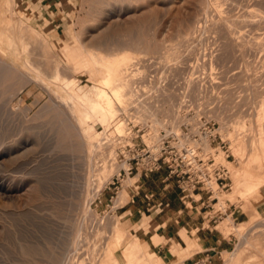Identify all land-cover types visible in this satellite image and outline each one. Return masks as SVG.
<instances>
[{"label":"rangeland","instance_id":"obj_1","mask_svg":"<svg viewBox=\"0 0 264 264\" xmlns=\"http://www.w3.org/2000/svg\"><path fill=\"white\" fill-rule=\"evenodd\" d=\"M11 2L0 0V264H107L111 254L127 264L130 244L146 243L120 208L145 182L180 193L165 166L145 177L161 139L229 170V187L209 188L211 227L234 239L222 264H264V160L254 155L264 145V0H73L41 20ZM128 35L149 43L128 45ZM125 51L128 87L109 89L116 115L85 122L90 105L66 81L91 89L103 67L84 68L81 54ZM20 73L38 84L25 87Z\"/></svg>","mask_w":264,"mask_h":264},{"label":"crops","instance_id":"obj_2","mask_svg":"<svg viewBox=\"0 0 264 264\" xmlns=\"http://www.w3.org/2000/svg\"><path fill=\"white\" fill-rule=\"evenodd\" d=\"M72 1L21 0L28 15L40 20L61 14L60 6L69 7ZM139 188L140 192L120 208L130 234L146 243L165 264H222V256L231 249L234 239L211 227L216 221L209 217V198L203 200V195H208L206 191L196 190L187 202L181 191L172 189L158 195L147 182ZM146 218H153L158 227L146 229Z\"/></svg>","mask_w":264,"mask_h":264},{"label":"bare ground","instance_id":"obj_3","mask_svg":"<svg viewBox=\"0 0 264 264\" xmlns=\"http://www.w3.org/2000/svg\"><path fill=\"white\" fill-rule=\"evenodd\" d=\"M206 1V0H205ZM11 0H10V4H11ZM128 3V1H127ZM246 4V3H245ZM110 5V4H109ZM244 5V4H243ZM247 5V4H246ZM98 6V5H97ZM129 6V5H128ZM110 7V6H109ZM123 8V7H122ZM139 8V7H138ZM257 8V7H256ZM12 9V8H11ZM105 9V8H104ZM112 8H110L111 10ZM179 9V8H178ZM108 10V9H107ZM108 11L109 14L107 13H100L101 16H106L105 18H113L114 16L112 15V12L111 11ZM210 10V9H209ZM247 10V9H245ZM12 11V10H11ZM103 12L105 10H102ZM113 11V9H112ZM211 11V10H210ZM251 11V10H250ZM114 13V12H113ZM204 14V13H203ZM205 15V14H204ZM260 15V14H259ZM117 16V15H116ZM263 16V15H262ZM104 19V18H102ZM249 21V20H248ZM144 23V22H143ZM12 24V23H11ZM142 25V24H141ZM264 26V25H263ZM100 27V26H99ZM98 27V28H99ZM104 27V26H102ZM144 27V26H143ZM14 29V28H13ZM12 30V29H11ZM13 31V30H12ZM11 31V32H12ZM16 32V31H15ZM7 33V32H6ZM36 33V31L34 32ZM104 33V32H103ZM128 33V32H127ZM114 34V33H113ZM143 35H145L143 33ZM141 35V36H143ZM98 37V36H97ZM127 38V41L126 43L129 45V44H133L136 46H141V47H147V45L145 44H148L146 43V41L144 40L145 36L143 37H140L137 39V40H134L133 39H129L128 40V36H125ZM15 38V37H14ZM95 38V37H94ZM96 39V38H95ZM104 39V38H103ZM146 39V38H145ZM17 42V41H16ZM106 42V41H105ZM96 43L100 46H104L106 45V43L103 42L101 36L96 39ZM142 43V45H141ZM143 43L145 46H143ZM124 44V43H123ZM140 44V45H138ZM150 45V44H149ZM157 45V44H156ZM135 47V46H134ZM157 47V46H156ZM138 50V49H137ZM134 51V53L136 52V54L139 52ZM140 51V49H139ZM142 51V50H141ZM41 52V51H40ZM143 52V51H142ZM150 52V51H149ZM148 52V53H149ZM46 53V52H45ZM147 53V52H145ZM131 53L130 52H123V54H118L116 56H110L111 58H109V56L107 57H102V55H99V53H91L90 54V59L88 56H86L85 54H81L82 55V58H83V62H84V68L85 67H88V68H91L93 69L94 67H103V68H99V75L101 74L103 77L99 80H97V83L94 87H92L91 89H85V88H79V85L78 83L74 80V81H66V84L67 86H69L70 88H73L74 90L77 91V97L80 101H83L85 102L87 105L89 104L90 105V112H87V114H85V122H90L94 119H97L100 123L104 124V125H107L109 122H111V120L114 118V116L116 115V110H115V103L113 101V99L111 98V94L113 91H109V89H111L112 87L115 89L114 93H118L119 90H125L127 87L126 85H124V83H122L121 79H123L122 77L120 78V76L122 75V67L124 65V63L126 61H131L130 59V55ZM141 54H144L141 53ZM134 55V54H133ZM49 57V56H48ZM132 57V56H131ZM48 58H46L47 60ZM50 59V58H49ZM70 60V59H69ZM50 61V60H49ZM66 61V60H65ZM67 63V62H66ZM1 64V63H0ZM3 64V63H2ZM2 64L0 65V67H2ZM57 64V63H56ZM127 64V63H125ZM6 65V64H5ZM99 65V66H98ZM29 66V65H28ZM32 66V64H31ZM51 66V65H50ZM7 67V65H6ZM4 66V68H6ZM9 67V66H8ZM7 67V68H8ZM34 67V66H32ZM6 68V69H7ZM4 69V71L6 70ZM10 69V68H8ZM14 70V69H12ZM11 70V71H12ZM37 70V69H36ZM126 70V69H125ZM3 71V72H4ZM7 71V70H6ZM17 71V70H16ZM93 71V70H92ZM97 71V70H96ZM224 71V70H223ZM254 71V70H253ZM2 72V73H3ZM57 74L59 75L60 73V70L57 68L56 70ZM10 73V72H9ZM12 73L15 75V72L12 71ZM94 73V72H93ZM91 73V75L93 74ZM240 73V72H239ZM1 74V73H0ZM56 74V73H55ZM62 74V73H61ZM97 74V72H96ZM21 75V73H20ZM124 75V74H123ZM234 75V74H233ZM12 75H10L11 77ZM19 76V75H18ZM30 75H25V74H22L21 75V81L23 82V84L25 85V87L31 85V84H38V80L37 82L35 80H33L31 78V76L29 77ZM96 76V75H95ZM17 77V75H16ZM57 77V76H55ZM101 77V76H100ZM235 77V76H234ZM97 78V77H95ZM40 81V80H39ZM126 81V80H125ZM118 86L116 85V83H118ZM259 82V81H258ZM116 85V86H113V85ZM126 84V83H125ZM43 85V84H42ZM245 85V84H244ZM22 86V85H21ZM123 87H126L125 89ZM253 87V86H252ZM79 88V89H78ZM114 89H111V90H114ZM121 90V92H122ZM111 93V94H110ZM120 94V93H119ZM111 95V96H110ZM254 96V95H253ZM56 99V98H55ZM118 100V99H116ZM41 102V101H40ZM57 108H59V105L56 106ZM54 107V108H56ZM23 111V110H22ZM42 112V111H41ZM48 112V111H47ZM56 112V111H55ZM60 111H58L59 113ZM57 114V113H56ZM97 121V122H98ZM96 122V121H95ZM110 124V123H109ZM116 130H121L122 129V126L121 125H116L115 126ZM76 128V127H75ZM242 129V128H241ZM260 131V130H259ZM122 132V131H120ZM171 133V132H170ZM174 133V132H173ZM254 133V132H253ZM100 135V134H99ZM254 135V134H253ZM235 138V137H234ZM99 137H92L90 140L93 142L94 146H95V143H96V140H98ZM258 139V138H257ZM188 140V139H187ZM237 141V140H236ZM259 142V141H258ZM257 142V143H258ZM256 143V145H258ZM102 145H104L103 143L101 144H98L96 145L95 147L97 148H103ZM93 146V148H94ZM254 146V145H253ZM250 147V146H249ZM252 147V146H251ZM92 148V149H93ZM260 148V147H259ZM102 150V149H101ZM237 150V149H236ZM259 150V149H257ZM255 151L254 152V155L256 157V161L258 162H262L264 160V145H261V149L259 151ZM262 150V151H261ZM113 157V156H112ZM217 159V158H216ZM255 159V158H254ZM219 161V160H218ZM257 162V164H259ZM263 165H264V162H262ZM256 164V165H257ZM255 165V166H256ZM110 168L108 169L110 172L114 171V166H116V163L115 164H112V165H109ZM254 166V165H253ZM257 167V166H256ZM119 168V167H118ZM256 169V168H255ZM258 170V169H257ZM107 171V169H106ZM116 171V170H115ZM244 172V171H243ZM254 173V172H253ZM248 174V173H247ZM251 174V173H250ZM263 174V173H261ZM253 175V174H252ZM256 176V175H255ZM250 177V176H249ZM254 177V176H253ZM241 178V177H240ZM257 178V177H256ZM255 178V179H256ZM252 180V179H251ZM246 181V180H245ZM248 181V180H247ZM264 181V180H263ZM243 183V182H242ZM258 183V181H257ZM262 183V182H261ZM264 183V182H263ZM236 185V184H235ZM242 185V184H241ZM244 186V184H243ZM248 186V185H247ZM254 186V185H253ZM249 188V186H248ZM1 189V187H0ZM242 189V188H241ZM262 189V186L261 185H257L256 187L254 186V190L253 192L255 193H259ZM244 190V189H243ZM246 191V190H245ZM244 191V192H245ZM242 192V191H241ZM243 192V193H244ZM245 194V193H244ZM243 194V195H244ZM144 227H148L151 228L152 230H155L157 228V224L154 222V219L153 218H146L145 220V224H144ZM92 236V235H91ZM72 238V237H71ZM136 240V239H135ZM140 241V240H138ZM81 243V241H80ZM79 243V244H80ZM141 243V242H140ZM105 244V243H104ZM74 246V245H73ZM72 246V247H73ZM100 246V245H99ZM94 247V246H93ZM102 247V246H101ZM91 252V251H90ZM73 253V252H72ZM173 253H176V251H174ZM125 258L127 259V264H165L163 262V260L161 258H157L156 257V254L149 249V247L147 246V244H139L137 241H134L133 243L130 244L129 248L125 251ZM83 258V257H82ZM101 258V257H100ZM98 259V258H97ZM70 261V260H69ZM64 262V261H63ZM120 264L113 256V254H111V256L109 257V261L107 264Z\"/></svg>","mask_w":264,"mask_h":264},{"label":"built area","instance_id":"obj_4","mask_svg":"<svg viewBox=\"0 0 264 264\" xmlns=\"http://www.w3.org/2000/svg\"><path fill=\"white\" fill-rule=\"evenodd\" d=\"M148 81L150 85L153 77L149 78ZM144 88H147V86L145 85ZM127 125L130 127L131 123L128 122ZM137 126H141V124ZM120 138L125 140L126 137ZM161 141L164 142L161 143L162 146L160 145L159 153L153 154L151 151L149 153L150 163L144 169L145 174L158 172L165 166L169 170V176L166 181L176 180L183 199H188L191 193L201 189L211 194L209 197V200H211L213 193L209 188L213 183H216L222 189L229 187L230 172L223 164L217 162L215 158H208L203 151H200L194 145L176 147L171 144L166 146L167 140L161 139ZM127 144L125 145L126 147L129 146ZM147 154L145 153V155Z\"/></svg>","mask_w":264,"mask_h":264}]
</instances>
